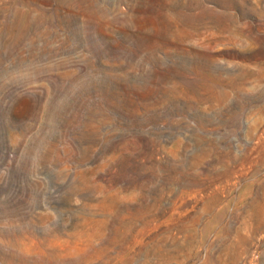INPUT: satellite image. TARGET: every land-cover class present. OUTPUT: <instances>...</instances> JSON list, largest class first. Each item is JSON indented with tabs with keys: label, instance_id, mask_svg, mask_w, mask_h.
<instances>
[{
	"label": "rangeland",
	"instance_id": "1",
	"mask_svg": "<svg viewBox=\"0 0 264 264\" xmlns=\"http://www.w3.org/2000/svg\"><path fill=\"white\" fill-rule=\"evenodd\" d=\"M0 264H264V0H0Z\"/></svg>",
	"mask_w": 264,
	"mask_h": 264
}]
</instances>
